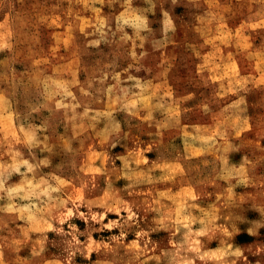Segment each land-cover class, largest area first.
I'll return each mask as SVG.
<instances>
[{"label": "rangeland", "instance_id": "374dc122", "mask_svg": "<svg viewBox=\"0 0 264 264\" xmlns=\"http://www.w3.org/2000/svg\"><path fill=\"white\" fill-rule=\"evenodd\" d=\"M0 264H264V0H0Z\"/></svg>", "mask_w": 264, "mask_h": 264}]
</instances>
